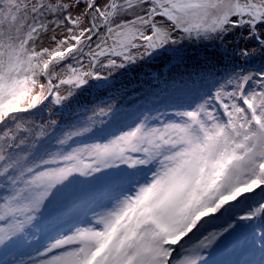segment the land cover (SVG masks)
Returning <instances> with one entry per match:
<instances>
[{"label":"snow or ice","instance_id":"obj_1","mask_svg":"<svg viewBox=\"0 0 264 264\" xmlns=\"http://www.w3.org/2000/svg\"><path fill=\"white\" fill-rule=\"evenodd\" d=\"M0 264H264V0H0Z\"/></svg>","mask_w":264,"mask_h":264},{"label":"trees","instance_id":"obj_2","mask_svg":"<svg viewBox=\"0 0 264 264\" xmlns=\"http://www.w3.org/2000/svg\"><path fill=\"white\" fill-rule=\"evenodd\" d=\"M131 75H132V76H135V73H132Z\"/></svg>","mask_w":264,"mask_h":264},{"label":"rangeland","instance_id":"obj_3","mask_svg":"<svg viewBox=\"0 0 264 264\" xmlns=\"http://www.w3.org/2000/svg\"><path fill=\"white\" fill-rule=\"evenodd\" d=\"M127 79V78H126Z\"/></svg>","mask_w":264,"mask_h":264}]
</instances>
